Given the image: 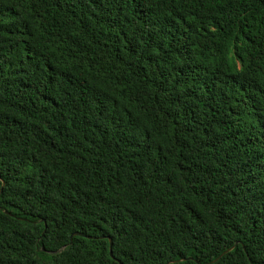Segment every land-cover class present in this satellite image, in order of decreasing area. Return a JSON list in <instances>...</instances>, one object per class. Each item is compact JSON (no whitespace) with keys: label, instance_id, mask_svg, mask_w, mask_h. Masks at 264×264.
Returning a JSON list of instances; mask_svg holds the SVG:
<instances>
[{"label":"trees","instance_id":"1","mask_svg":"<svg viewBox=\"0 0 264 264\" xmlns=\"http://www.w3.org/2000/svg\"><path fill=\"white\" fill-rule=\"evenodd\" d=\"M0 264H264V0H0Z\"/></svg>","mask_w":264,"mask_h":264},{"label":"water","instance_id":"2","mask_svg":"<svg viewBox=\"0 0 264 264\" xmlns=\"http://www.w3.org/2000/svg\"><path fill=\"white\" fill-rule=\"evenodd\" d=\"M76 236L86 237V238H89V239L92 238V237H88V236L83 235V234H80V233H73V234L70 236V243H71V241H72V238H73V237H76ZM108 241H109V254H110V256H112V253H111L112 242H111L110 239H108Z\"/></svg>","mask_w":264,"mask_h":264}]
</instances>
